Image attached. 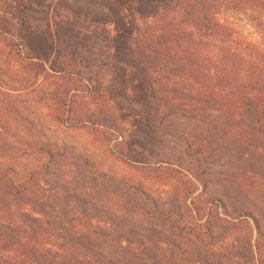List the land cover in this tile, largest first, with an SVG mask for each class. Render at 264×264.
I'll list each match as a JSON object with an SVG mask.
<instances>
[{
	"label": "rangeland",
	"instance_id": "1",
	"mask_svg": "<svg viewBox=\"0 0 264 264\" xmlns=\"http://www.w3.org/2000/svg\"><path fill=\"white\" fill-rule=\"evenodd\" d=\"M24 1L0 0V264H264V61L236 44L264 48L250 13L221 12L235 42L171 65L148 106L118 53L116 27L142 22L126 3ZM62 33L82 59L36 76L14 39L50 66Z\"/></svg>",
	"mask_w": 264,
	"mask_h": 264
},
{
	"label": "trees",
	"instance_id": "2",
	"mask_svg": "<svg viewBox=\"0 0 264 264\" xmlns=\"http://www.w3.org/2000/svg\"><path fill=\"white\" fill-rule=\"evenodd\" d=\"M26 1L28 0L24 2L26 3ZM119 2L126 3L131 11L142 20L136 33L128 32L123 25L116 27V30L121 34L119 35L121 41L118 53H122L125 60L136 63L144 71L148 82L144 88L148 106L159 97L161 91L163 92L162 87L170 80L166 70L171 65L184 61L185 58H192L195 53L198 56L202 45L206 42L219 44L220 47H226L235 42L237 39L235 29L225 20L222 21L219 18L221 12L229 10L250 13L249 17L253 27L264 36V0H119ZM14 18L22 22L19 29L22 27L25 29L26 24L22 20L24 18L17 7L14 8ZM154 36L159 37L160 50L158 57L150 60L149 54H147L148 50L143 49V43H149ZM20 42L32 52L29 58L32 61V69L37 72L36 76L49 73L48 71L56 76L62 75L64 67L61 60L64 57L70 55L75 61L81 58V55L77 53L78 49L63 45V33L58 36L56 45H54L57 48L56 59L50 66L29 48L26 39L22 36L14 39V46L18 51L22 49ZM236 44L243 46L242 48L245 50L247 59H243L244 67L255 66L254 63L255 61L257 63V60L264 61V48L251 42H244V44L237 42ZM256 66L264 68V64L258 63ZM184 68L191 72L190 66H184ZM262 93L261 96L264 98V91ZM170 98L173 99L174 96L171 95ZM258 128L264 131V127L261 125ZM155 130L152 127V131L155 132ZM19 231L26 236L29 235L25 230L20 229ZM139 262L141 260L137 261L138 264ZM73 264L86 263L75 261Z\"/></svg>",
	"mask_w": 264,
	"mask_h": 264
}]
</instances>
